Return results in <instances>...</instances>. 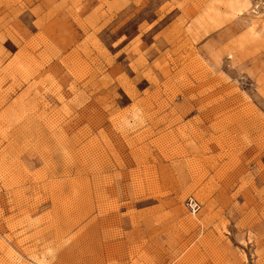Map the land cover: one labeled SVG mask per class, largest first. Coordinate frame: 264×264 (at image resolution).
<instances>
[{
  "label": "rangeland",
  "instance_id": "obj_1",
  "mask_svg": "<svg viewBox=\"0 0 264 264\" xmlns=\"http://www.w3.org/2000/svg\"><path fill=\"white\" fill-rule=\"evenodd\" d=\"M0 264H264V0H0Z\"/></svg>",
  "mask_w": 264,
  "mask_h": 264
},
{
  "label": "built area",
  "instance_id": "obj_2",
  "mask_svg": "<svg viewBox=\"0 0 264 264\" xmlns=\"http://www.w3.org/2000/svg\"><path fill=\"white\" fill-rule=\"evenodd\" d=\"M188 207L190 208L192 213H196L199 209V204L195 200L189 199Z\"/></svg>",
  "mask_w": 264,
  "mask_h": 264
},
{
  "label": "bare ground",
  "instance_id": "obj_3",
  "mask_svg": "<svg viewBox=\"0 0 264 264\" xmlns=\"http://www.w3.org/2000/svg\"><path fill=\"white\" fill-rule=\"evenodd\" d=\"M199 207H200V205H199ZM191 211V210H190Z\"/></svg>",
  "mask_w": 264,
  "mask_h": 264
}]
</instances>
